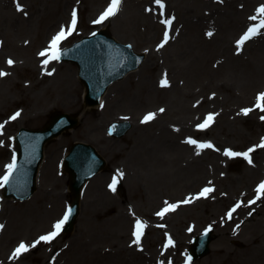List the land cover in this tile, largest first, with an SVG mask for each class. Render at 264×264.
I'll use <instances>...</instances> for the list:
<instances>
[{"label": "rangeland", "instance_id": "374dc122", "mask_svg": "<svg viewBox=\"0 0 264 264\" xmlns=\"http://www.w3.org/2000/svg\"><path fill=\"white\" fill-rule=\"evenodd\" d=\"M25 1L26 5L36 2V0H21L20 3L24 7ZM64 1L41 0L46 14L61 6L63 9ZM105 1L103 0L98 10L91 14H87L83 7L86 9L91 7L92 0L66 2V13L71 5L79 9L77 17L80 18V24L72 36L62 42V46L78 39L84 33L100 30V24L89 21ZM143 1L124 0L116 20L110 21L108 27L105 24L106 28L117 34L113 26L121 21V18L128 13L129 7L135 3L140 4L141 12ZM148 1L155 2V0ZM237 2L240 3L236 7ZM234 6L235 10L240 12L241 18L235 20L233 31L229 30L230 24L227 25L225 41L219 40L215 43L216 40L213 38L203 39L202 32L206 29L198 35L206 54L203 56L206 60L202 61V68L209 72L207 75L204 71L201 81L212 82L206 92L217 97L216 108L226 112V117L222 115L214 119L212 128L197 127L196 133H191L197 143L213 145L207 148L212 153L213 165H209L205 160L206 150L202 155L203 165L200 166L195 177L198 178L197 184L190 191H195L199 195L205 186H210L213 191L197 201L196 205V202L192 203L195 206L190 210L181 211L180 208H176L163 217L157 216L156 213L166 206L165 202L171 204L173 200L180 198L177 188L171 186L172 180L163 179L152 182L153 184L145 182L144 173H147V169L143 164H137L135 157L130 155L135 145L134 137L131 138L127 133L118 139H112L106 134L107 123L129 119L133 124H140L144 116L154 111L160 104V102L144 100L148 97V93H143L142 87L139 86L141 75H139L140 83L137 80L138 83L130 84L133 85L134 91L140 88L138 93L145 102L140 107L133 110L128 109V106H118L114 112L110 111L111 107L108 110L100 107L97 110L84 112L82 111L84 88L77 78L76 67L70 63L62 65L72 72L70 78L72 85L78 89L68 94L54 89L49 97L39 92L45 85L58 81V76L55 78L49 76L44 78L42 83H38L42 76L41 70L46 69V66L57 65L54 61V64L49 63L44 66L42 63L45 59L37 57L38 51L48 47L50 36L54 32L52 28L46 34L51 16L42 24L44 26L47 23L44 29L41 27L46 34L43 40L41 37L40 41L35 42L34 31L22 33L19 27L9 29L7 34L0 33V71L7 73L0 81L1 91L4 92H0V125H3L0 128L2 137L0 177L7 170L6 166L10 163L14 151L12 135L20 127L43 128L54 112L81 116L74 128L63 132L45 145L37 188L29 199L24 201L4 199L0 189V225L3 226L0 228V246L5 240L7 241L5 248L0 251V264H7L5 263L7 258H12L13 251L21 242L30 249L39 237L51 232L53 225L63 218L70 196L67 174L61 169L60 164L67 149L76 141L92 145L106 160L107 167L89 180L88 187L91 184L99 185L101 193L109 190V196H102L103 202L96 206L94 203L86 204L87 199H83L82 209L69 234H59L51 241L36 243L39 248L32 253L28 250L16 257V264H264V195L257 198L256 192L257 186L264 181V148L256 147L264 138V122H259L257 119L260 115L264 116V111H259L255 106L258 94L264 93V52L261 55L260 52L253 54L257 48L256 43L264 37V29H259V33L250 39L248 44L237 47V41L247 29L259 23V18L257 20L250 18L258 16L257 9L264 6V0H250V3L246 4L243 0H236ZM27 7L28 5L23 10L24 14L32 10H28ZM9 8L11 13L15 12L11 6ZM63 19L66 23L67 14ZM181 25L179 27L184 28L182 23ZM121 28L123 32L117 34L118 38L123 43L132 44L139 52V50L146 51L148 46L154 45L156 41L157 44L160 43L164 23L157 24L159 32L148 44L139 42L136 38L147 35V28L139 17H130L126 29L122 26ZM224 48L228 50V54L224 51L222 55ZM33 58L37 61L34 62ZM8 59L14 61L11 66L7 64ZM144 64L145 62L133 72V76ZM152 73V71H144L143 80L147 82V77L149 78L150 75L152 78ZM125 80L124 77L117 82L122 83ZM64 94L66 101H69H67L69 105L66 103V106L61 102ZM243 109L252 110L245 115ZM17 112L20 115L11 120L10 118ZM38 115L41 117L38 118ZM111 116L117 119L113 120ZM107 120L109 121L106 123ZM155 126L152 125L150 129ZM59 139L63 140L59 141ZM108 141L113 145L114 150L108 149ZM55 143L59 148L56 156H53L52 167L47 169L50 147ZM249 148L254 149L249 154L251 164L243 156L229 157L224 154L225 150L243 153ZM114 171L122 173L123 179L120 187L116 186L115 190L111 191L109 174ZM87 191L88 188L85 196ZM151 192L155 193L153 200L156 197L158 199L154 204L150 202ZM192 204L186 206L190 207ZM237 204L240 206L236 207L229 218L228 213ZM108 206H113V209L108 211ZM27 207H29L28 211L24 212ZM119 214L124 217L123 227L115 222ZM137 219L146 224L139 245L133 244V231ZM157 227L159 229H156ZM206 228L212 229L210 251L203 258L189 262L186 258L188 244L194 235ZM169 238L172 240V245L165 247ZM216 246L226 248L227 252L213 253L211 248ZM35 256L38 258L33 260Z\"/></svg>", "mask_w": 264, "mask_h": 264}, {"label": "bare ground", "instance_id": "6f19581e", "mask_svg": "<svg viewBox=\"0 0 264 264\" xmlns=\"http://www.w3.org/2000/svg\"><path fill=\"white\" fill-rule=\"evenodd\" d=\"M43 1V0H42ZM103 0H92L91 7L83 10L87 14H91L95 10H98ZM236 0H161L163 4V9H161L156 2L144 0V6L139 11L140 4L135 3L132 7H129L128 13L121 18V21L113 26V30L117 34L123 32L121 28L128 26L130 17H139L146 26V33L142 38L137 36L139 42H144L145 44L150 43L158 34L157 24L165 20H171L170 24V35L167 42L163 44L162 47L159 45L148 46L146 51H140L144 56V66L141 70L133 76L129 73L125 78L126 80L122 83H113L110 85L105 94L101 99L99 107H103L104 110L110 109V111H115L118 106H128V109H136L140 107L145 102L140 98V88L143 93H148V97L144 100L148 102H160L156 109L150 113H154L155 117L147 123L133 124L130 121L131 128L129 130L130 137H134L135 145L132 147L130 153L131 156L135 157L137 164H143L147 173H144V181L150 184L152 182H158L163 179H171V186H174L180 193V198H176L175 204L180 207L181 211L190 210L191 207L195 206L198 202L193 199L195 197L190 191L195 184H197L198 171L203 165L202 155L205 150L197 149L194 145L187 143L188 139H192L193 135L191 133H196L197 125L202 122L209 114L213 115V120L221 117H226V112L216 108L218 99L215 96L207 94V87L211 86V81L202 82L201 75L205 73L208 75L209 72L202 68V61L206 60V54L203 51V42L199 41L198 35L203 29L202 38L205 40L212 39L218 42L219 40L225 41L227 31L225 28L230 27L231 31L234 30L235 20L241 18L240 12L235 10L234 2ZM68 0L64 1V8L62 6L56 10L51 11L46 14V11L41 0H36L33 4H27V9H32L26 17L23 13H11L10 5L12 3L10 0H0V19L2 23L0 24V33L7 34L9 29L18 28L22 33H27L30 31L35 32V42L42 40L49 31L56 29L63 21L64 15L66 14L65 4ZM25 3H27L25 1ZM240 2L236 3V7ZM243 3H250V0H243ZM31 5V6H30ZM31 7V8H30ZM70 10V7H69ZM68 10V13H69ZM50 23L46 30V34L43 33V29L46 26H42L50 17ZM118 15L107 20L106 26L110 21H115ZM130 16V17H129ZM36 22V23H35ZM183 24L184 28H180ZM230 24L228 27L227 25ZM103 25L102 28H106ZM180 26V27H179ZM41 27L43 29H41ZM112 30V29H111ZM113 38L117 41H122L118 38V35L110 31ZM211 32L212 35L209 36L207 33ZM205 34V35H204ZM43 35V36H42ZM204 40V41H205ZM137 41V42H138ZM245 41L244 44H248ZM136 42V41H135ZM156 43V42H155ZM205 44V42H204ZM257 48L254 50L253 54L260 52V55L264 52V37L260 38L256 43ZM137 46V44H136ZM207 46V45H206ZM171 47V48H169ZM224 51L228 54V50L224 48L222 50V55ZM34 62L37 61L36 58L32 59ZM143 62V63H144ZM34 70V68L32 69ZM49 70L52 71L49 75ZM152 71V78L147 77V82L144 78V71ZM205 71V73H204ZM33 72V71H32ZM42 75L38 83H42L44 78L51 76L55 78L58 76V81L50 83L42 87L39 91L41 94L45 93L50 96V93L54 89H59L61 93L72 92L78 87H74L71 82L72 72L64 67L62 64L57 65L52 68L43 69L40 71ZM142 77L140 88L138 91L133 90V85L139 81L140 76ZM4 77L0 79L2 81ZM151 79V80H150ZM162 79H167L168 85L162 87L160 81ZM137 82V83H138ZM39 85V84H37ZM2 85L0 84V92L2 93ZM139 92V93H138ZM0 93V94H1ZM4 93V92H3ZM66 94L62 96L61 102L64 106L67 105ZM160 109H164L160 112ZM66 110L70 109L66 107ZM93 107L83 105L82 111H91ZM114 115V114H112ZM41 115H38L40 118ZM74 117V115H73ZM79 121L81 119L80 115L75 116ZM112 117V116H111ZM113 116L112 119L117 118ZM22 119V118H21ZM128 120L129 119H124ZM109 120L106 121V123ZM223 122V121H222ZM227 123V121H224ZM156 125L152 130L150 127ZM214 127L213 122L208 126V128ZM147 128L146 131L143 129ZM149 129V130H148ZM2 137L0 136V142ZM63 139H59L62 141ZM108 143V149L114 150L113 145ZM59 146L55 144L50 147V153L48 154L49 161L47 162L46 168L52 167L53 159L56 156ZM207 158L205 160L209 165H213V156L210 151H206ZM54 156V157H53ZM254 173V171H252ZM117 179L118 176H114ZM89 185V184H88ZM88 188L87 195L85 197L82 194L81 199H87L86 204L94 203L95 206L103 202L102 196H109V193L104 191L100 192L98 188L99 185L91 184ZM152 195L153 204L155 200L153 192L149 193ZM177 194V195H178ZM185 199L190 200V203L195 201V205L186 206L189 203H182ZM82 205V200H81ZM80 205V211L82 206ZM154 206V205H152ZM108 211L113 209V206H108ZM24 209L23 211H28ZM179 209V210H180ZM178 210V211H179ZM122 213V212H121ZM129 214V213H127ZM122 215L116 218L117 222L122 227L125 226L124 220H122ZM226 236V234H222ZM6 240L0 246V251L5 247ZM38 248H34L30 253L36 251ZM213 253L217 254L220 252L226 253L227 250L221 247H212ZM29 254V253H28ZM30 255V254H29ZM38 256L33 257L36 260ZM14 259L9 260V264H13ZM16 264V263H15Z\"/></svg>", "mask_w": 264, "mask_h": 264}, {"label": "water", "instance_id": "95a60500", "mask_svg": "<svg viewBox=\"0 0 264 264\" xmlns=\"http://www.w3.org/2000/svg\"><path fill=\"white\" fill-rule=\"evenodd\" d=\"M102 37L108 40L104 43L109 51H112L113 55L110 54L105 57L107 64L105 73H102V69L98 72L97 68H90L86 63V59H83V72L90 77L86 82L88 102L97 101L105 84L120 77L126 71L135 68L137 65V59L134 56L130 55L128 52L120 55L118 51L114 49L113 45L109 42L112 40L107 32H103ZM79 54L82 56L85 54V49L83 47L79 50ZM73 125H75L74 119H71L65 114H55L48 125L42 130L21 129L19 131L16 137V143L18 145L16 168L7 183V189L10 193L16 195V198L22 199L31 194L34 187V176L37 165L42 158L44 143L51 137L57 135L63 128ZM124 131L125 128H122L119 132L117 131V136L123 134ZM102 165L103 161L95 154L92 147L83 144H76L72 147L66 158L65 167L70 174V183L74 197H77L78 189L81 187L84 180L93 175ZM75 204L76 201L74 202V205ZM73 218L68 224L66 232L71 230L74 221ZM208 241H210V238H207L204 246H202L201 251L205 253L207 252L206 244ZM196 251H198V248ZM196 254L197 252H195V255Z\"/></svg>", "mask_w": 264, "mask_h": 264}, {"label": "snow or ice", "instance_id": "6c2138e0", "mask_svg": "<svg viewBox=\"0 0 264 264\" xmlns=\"http://www.w3.org/2000/svg\"><path fill=\"white\" fill-rule=\"evenodd\" d=\"M156 4L163 9V4L161 2V0H155ZM122 3V0H110V3L108 5V7L104 10V12L101 13V15L99 16L98 19L94 20L93 23L94 24H100L103 21H105L106 19H108L111 16H114L117 11L119 10V7ZM17 10L21 11L22 8L20 7V5H17ZM257 13L258 16L256 17H251L250 19L252 20H257L259 18V23L251 26L247 29V31L241 36V38L237 41V47L239 48L241 45H243L245 43V41L249 40L250 38H252L253 36L257 35L259 33V29H264V6H261L260 8L257 9ZM163 23H165L166 25H170L171 24V20H165L163 21ZM76 25H77V12L75 9H73L72 11V18H71V23L67 26V29H65V27H61L60 31L52 37L51 41L49 42L48 48L44 51H42L41 53H39L40 56L42 57H46V59L43 61V64L46 66L50 61H55V60H59L61 57V50L59 48L60 43L65 40L68 36H70L76 29ZM207 35L211 36L212 33L209 32L207 33ZM164 43L167 42L168 39V33L167 31H165L164 34ZM163 46V43L160 45V47ZM14 63L13 60L8 59L7 60V64L9 66H11ZM49 75H51V73H48ZM7 75V73L0 71V77ZM160 84L162 87H166L168 85L167 79H162L160 81ZM257 108H260L262 111H264V93H260L257 96V104H256ZM252 109H243V113L245 115L248 114V112H250ZM160 112H163L164 109H160ZM20 115L19 112L15 113L10 119L14 120L16 119L18 116ZM155 114L154 113H148L144 116L143 120L141 121V123H147L149 121H151L152 119H154ZM213 115L209 114L203 121V123L198 124L197 127L200 129L203 128H207L213 121ZM262 120H264V116L261 117ZM3 125H0V128H2ZM189 144L195 145L196 148L199 149H203V148H211L213 147V145L211 143H197V141L193 140V139H188L186 141ZM256 147L259 148H264V138L261 139V143L259 145H257ZM254 149L253 148H249L247 151L240 153V152H233L231 150H225L224 154L226 156L229 157H235V156H243L246 160H248V162L251 164L252 160L250 158V153L253 152ZM7 168V172L3 177H0V187H2L4 184L8 183L10 180V177L12 176L13 171L16 168V161L15 158H13L12 163L8 164L6 166ZM122 173H118V176H122ZM117 178L114 177L111 184L109 185V188L111 190H115L116 188V184H117ZM213 189L209 188V187H205L204 189L201 190V192L199 193V195L197 197H193V199H197L199 197H205L207 196L208 193L212 192ZM257 192V198H259L261 195H264V181H262L256 189ZM182 203H190V200L185 199L184 201H182ZM249 203H254V201H249ZM166 206L164 208H162L159 212L156 213L157 216L163 217L167 212H171L174 211L177 207L176 204H170L168 202H165ZM240 205L237 204L229 213H228V217L230 218L232 215V212L235 211L236 207H239ZM70 215V211L65 212L64 216L62 219L58 220L54 225H53V230L51 232H49L47 235L41 236L39 237V240L36 241V243H39L40 241H51L53 240L56 236L59 235V233L61 232L63 226L66 224V222L68 221ZM3 226L0 225V228H2ZM146 227V224L137 219L135 221V225H134V231H133V244L139 245L141 242V237L144 234V229ZM191 230V229H189ZM36 243H34L33 245H31V247H35ZM172 245V240L171 238H169L167 240V244L165 245V247H168ZM29 250V247L24 243L21 242L13 251L12 253V258L18 257L20 256L22 253L27 252Z\"/></svg>", "mask_w": 264, "mask_h": 264}]
</instances>
